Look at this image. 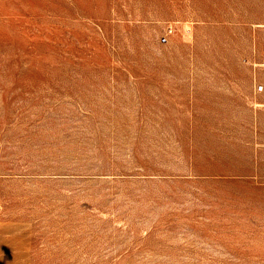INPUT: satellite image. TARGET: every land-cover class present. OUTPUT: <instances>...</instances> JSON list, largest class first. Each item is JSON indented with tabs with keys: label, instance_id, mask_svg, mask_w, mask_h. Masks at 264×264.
Masks as SVG:
<instances>
[{
	"label": "rangeland",
	"instance_id": "1",
	"mask_svg": "<svg viewBox=\"0 0 264 264\" xmlns=\"http://www.w3.org/2000/svg\"><path fill=\"white\" fill-rule=\"evenodd\" d=\"M0 264H264V0H0Z\"/></svg>",
	"mask_w": 264,
	"mask_h": 264
}]
</instances>
